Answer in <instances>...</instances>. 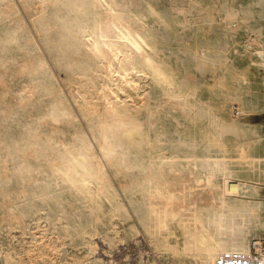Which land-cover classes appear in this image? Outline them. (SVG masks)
Here are the masks:
<instances>
[{
  "label": "bare ground",
  "instance_id": "6f19581e",
  "mask_svg": "<svg viewBox=\"0 0 264 264\" xmlns=\"http://www.w3.org/2000/svg\"><path fill=\"white\" fill-rule=\"evenodd\" d=\"M35 1L46 52L66 72L62 83L71 101L42 52L27 46L15 1L0 0V23L14 26L0 36V131L14 120L23 124L20 136L0 139L1 224L25 237L22 207L35 203L39 212H57L47 218L57 240L70 237L71 221L78 223L88 258L97 250L94 236L101 228L112 231L110 248L126 234L140 239L141 259L152 255L153 264L166 258L172 264H216L224 253L248 255L251 241L264 231V202L249 193L264 188V136L253 130L252 137L250 126L231 118L226 90L206 88L207 65L216 64L222 52L188 50L195 72L173 66L158 34L170 24L145 0ZM229 3L216 5L223 19L236 16ZM246 5L259 22L254 53L264 68V0ZM173 40L183 44L185 35ZM15 50L25 58L17 59ZM17 77L28 83L13 93L10 80ZM240 92L239 115L264 110L247 89ZM44 96L52 101L34 113ZM6 99L12 101L4 104ZM260 99L264 104V95ZM167 117L175 125L172 132ZM242 145L251 156L238 159ZM124 198L142 230L132 223L120 235L110 227L115 219L130 221ZM10 246L3 249L4 260L22 264ZM89 261L103 264L94 256Z\"/></svg>",
  "mask_w": 264,
  "mask_h": 264
},
{
  "label": "rangeland",
  "instance_id": "374dc122",
  "mask_svg": "<svg viewBox=\"0 0 264 264\" xmlns=\"http://www.w3.org/2000/svg\"><path fill=\"white\" fill-rule=\"evenodd\" d=\"M14 1L17 7L16 11L18 12V25L22 26L24 30L22 35L29 41L27 46L42 52V56L50 67L51 73L58 80L60 87L65 92L64 94L71 101L70 95L62 83L66 78V72L60 69L57 60L46 52V45L41 35L44 32V26L40 13L37 10L38 5L36 1L28 0L27 4L21 0ZM220 2L222 3L224 0H145L146 4L155 8L170 24L169 27L161 26L158 34L160 41L162 40L166 58L173 66L181 71L189 70L195 72L197 70L196 63L191 59L190 54L187 52L188 50L194 53L200 52L206 56H214L217 52H222V58L216 61V64L207 65L206 78L208 85L206 88H222L226 90V95L230 98L228 102L230 103L226 102L225 108L231 118L238 119L242 124L250 126L252 128V137L257 136L255 133H260L264 136L263 109L260 112L250 110L247 115H239L241 107L239 99L241 94L243 95L240 90L244 91V89H247L255 96L260 107L264 105L260 99V96L264 95V68L260 67V63H258V59L254 53L260 47L261 41L260 36L256 32L259 22L255 14L247 7L248 0H231L229 7H232L236 11V16L227 19H223V15L216 12V5ZM176 9H184L190 13H176ZM148 23L152 26L154 20L149 18ZM184 24H188L189 29H181V26ZM11 28H14V26L9 22L0 23V36L4 35V32ZM182 34L185 35L183 44H179L173 40L182 36ZM164 35L167 36L165 39ZM250 37H253L255 40L249 44H245L247 40L251 41ZM14 55L17 59L25 58L24 52L21 50H15ZM27 83L28 79L25 77L11 79L10 89L13 93L20 92ZM1 92L2 89L0 88ZM154 94L157 95L156 93ZM236 96H239L238 100ZM11 101V99H6L4 104ZM51 101L52 97L44 96L31 110L37 114L41 113L46 110ZM75 110L79 115L76 107ZM79 118L81 126L85 127L86 122L80 115ZM171 119L170 117L164 118V123L166 128L172 132L175 130V125ZM45 130L51 131L52 129L46 127ZM67 130L72 131L73 129ZM253 130L255 133H253ZM22 131L23 124L21 120L11 121L6 129L0 131V139L5 140L20 136ZM240 152L242 155L239 151L237 152L238 159L240 156L242 158L251 156L249 155L251 153L250 149H247L245 145L240 146ZM4 159L5 157L3 156L2 161ZM116 184L120 190L119 184ZM126 184L127 181L123 180L122 185L125 186ZM249 193L254 198H260L264 202V188L260 191H250ZM124 201L130 212V221L123 222L115 219L113 221L114 225L110 227L119 231L120 235H124L125 231H129L130 224L132 223L142 230L130 201L126 198H124ZM1 202L2 196L0 194ZM38 206L35 203H30L22 207L24 213L27 215L26 223L28 228L26 229L25 237L22 236L19 230L11 229L8 224H1L0 222V264H8L4 260L5 253L3 249H6L10 245L19 254L18 257L22 264H90L89 259L93 256L98 260L100 259L103 264L154 263L152 255L146 260L141 259V250L145 245L142 244L140 239L132 237L129 234L124 235V241H119L113 248H110L109 237L112 235V231H106V228H101L99 233L94 236L97 250L94 255L88 258L87 247L84 245V241L79 236L76 228L78 223L71 221L69 229L70 237L59 238L57 240V232L54 229H51L53 231L48 230L50 223L47 221L48 217H56L57 212L55 210L47 211L46 209L43 212H39ZM1 216H3V211L0 210ZM38 217H42V219L38 221ZM85 218L88 220L87 216ZM261 218L264 220V213H262ZM84 222L87 223L85 220ZM259 236H264V231H261ZM51 245L55 249H50ZM33 247L45 248L47 252L43 254L38 253V250H34L35 252L28 250ZM53 250L56 251V254L53 253ZM50 253L52 255H49ZM158 264L172 263L170 258H166L162 262H158Z\"/></svg>",
  "mask_w": 264,
  "mask_h": 264
},
{
  "label": "built area",
  "instance_id": "2783aa9c",
  "mask_svg": "<svg viewBox=\"0 0 264 264\" xmlns=\"http://www.w3.org/2000/svg\"><path fill=\"white\" fill-rule=\"evenodd\" d=\"M250 40L253 42L255 39L250 37ZM216 264H264V236L251 241L248 255L224 253L218 257Z\"/></svg>",
  "mask_w": 264,
  "mask_h": 264
}]
</instances>
